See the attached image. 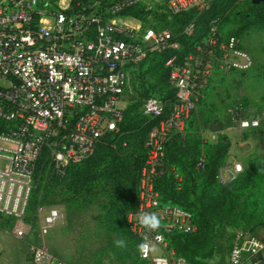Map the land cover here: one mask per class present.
<instances>
[{
	"label": "built area",
	"instance_id": "obj_1",
	"mask_svg": "<svg viewBox=\"0 0 264 264\" xmlns=\"http://www.w3.org/2000/svg\"><path fill=\"white\" fill-rule=\"evenodd\" d=\"M213 0H168L163 12L172 16L202 13ZM142 0H116L109 20L86 10L77 12L74 0H0V215L14 218L19 239L35 234L44 239L66 222L62 205L40 207L34 228L26 221L34 189V174L43 154L56 173L92 156L108 134L120 133L126 99L130 93V69L152 56L179 50L168 29H143L140 24L115 19ZM128 21L129 17H124ZM137 21V20H136ZM219 23L196 53L181 64L176 58L169 82L176 90L171 110L158 96L144 100L142 113L154 120L145 143L147 158L137 186L138 208L127 215L131 232L156 251L140 258L148 264H192L169 246L167 236L194 233L193 214L161 202L155 181L166 171V145L175 133L185 135L199 93L214 71L247 72L255 66L251 52L236 36L222 37ZM195 23L184 28L192 35ZM239 130L258 129L264 114L243 104L234 111ZM216 139V136L212 137ZM203 164V160L199 166ZM244 171L238 161H226L216 180L222 186L235 182ZM181 183V175L173 171ZM156 213L157 230L138 222L140 213ZM31 264H71L44 243H33ZM264 250L254 233L236 230L228 264H250Z\"/></svg>",
	"mask_w": 264,
	"mask_h": 264
},
{
	"label": "trees",
	"instance_id": "obj_2",
	"mask_svg": "<svg viewBox=\"0 0 264 264\" xmlns=\"http://www.w3.org/2000/svg\"><path fill=\"white\" fill-rule=\"evenodd\" d=\"M234 1L236 2V0ZM233 2L232 5L234 4ZM73 4L77 12L82 11L79 10L78 0H74ZM232 5L229 4V0H213L209 9L202 13L187 12L172 16L163 12L165 6L163 5L161 13L169 19L170 25L160 30H170L180 44L179 50H170L151 57L157 56L160 59L154 70L155 74L160 77V82L165 85L168 91L158 97L166 103L168 111L174 106L176 90L171 87L169 82L172 67H168L166 65L167 62L175 57V65L181 64L186 57L196 53L197 46L201 45L209 37L215 21L219 23L220 34L225 37L222 34L221 24L227 10ZM133 9L134 6L126 8L121 14L127 17L129 14H134ZM96 14L106 20L114 18L109 10L106 16L101 13ZM252 16L251 21L254 25L264 21V3L252 7ZM180 22H184L185 25L182 36L177 37L176 34L178 32L176 33L174 30ZM191 22L195 23V29L193 34L189 36L184 33V28ZM230 36L238 37L237 35ZM243 105L247 106L244 103ZM135 112L134 107H129L124 112V119L120 124V133L116 136L108 134L92 156L80 164L72 165L64 176L54 171L47 154L42 155L34 174V184L39 177L42 178L39 187L33 189L31 193L26 221L36 228L38 224L37 213L40 207L62 205L68 218V227H73L75 222L82 220L85 212L98 208L100 214L95 218L97 228L93 230V233L88 238L93 236V238L97 239L98 236L102 237V240L105 238L109 239L107 243L109 248L100 250L99 263L109 255L110 249L113 250L116 247L115 244L111 247L113 244L110 239L111 235H108V232H110L126 242L125 254L128 262L131 264H148L140 258L138 245L141 244V240L131 232L127 222V215L138 208V178L147 158L145 143L155 121L143 114L147 118V122L143 123L142 120L139 121L134 117ZM182 136L184 135L175 133L167 143L166 171L156 179L155 188L159 192L163 204L176 205L192 213L197 228L194 233H174L167 236L169 246L178 256L186 258L192 264H210L207 262L215 257L213 240L216 237V233L221 231L227 222L228 210L226 205L229 194L232 191H228L229 193L225 194L224 201H207L204 195L202 201H200L199 208H194V203L190 202V193L201 186L204 192L214 187L228 190L240 180L243 173L240 174L235 182L229 185L222 186L218 184L216 177L220 167L226 162L225 159L228 156L230 145H217L209 147L205 152H202L200 148L198 149L195 146L196 143L194 141L183 143ZM124 140L127 146L123 149L122 142ZM192 142L195 144H191ZM118 153H121V155ZM187 157L191 158V164L185 163V158ZM202 160L203 164L199 166ZM172 165L178 167V170H173ZM173 171L178 172L180 175L184 174L185 178L184 180L182 178L181 183H178L175 179ZM46 176H48V179ZM61 177H66L64 185L62 184L63 180L59 181ZM197 179L201 180V184L197 183ZM248 190L253 193L262 191L263 197L258 201L254 193V197L247 201L245 215L250 222L247 227L236 230L241 229L254 233L261 224L264 215V174L260 178L253 176V180L247 185L246 192ZM240 194L242 195V193ZM2 218V215H0V221ZM14 223V218L9 217L1 225L13 227ZM95 230H99V232L95 234ZM234 238L235 232L232 234L229 251L227 250L222 254L223 257H221L218 264H228V257L233 247ZM208 247H211V249L205 255L207 261H197L198 251ZM69 262L78 264L73 261Z\"/></svg>",
	"mask_w": 264,
	"mask_h": 264
},
{
	"label": "rangeland",
	"instance_id": "obj_3",
	"mask_svg": "<svg viewBox=\"0 0 264 264\" xmlns=\"http://www.w3.org/2000/svg\"><path fill=\"white\" fill-rule=\"evenodd\" d=\"M116 0H78L79 10L93 11L101 13L103 16L108 14V10L112 3ZM234 0H229L232 5ZM166 0H142L134 6L133 13L124 18V14L118 18L124 22H134L140 24L143 29L153 28L162 29L170 25L169 19L161 13ZM234 4L227 10L223 17L221 28L225 37L237 35L242 44L248 49L255 59V66L247 72H231L222 74L214 71L206 81L199 93L197 106L192 113L187 128L186 135L182 136L183 143L186 141H194L191 144L205 152L209 147L229 144L231 147L237 143L242 144L243 149L248 144H252V154L250 156L232 157L230 150L225 161H241L244 165V172L240 180L228 190L220 187L209 188L205 192L203 187H198L194 192L190 193V202L194 203V208L200 207V201L203 196L207 201H224L225 194L229 193L227 210L228 217L224 228L216 233L213 240L215 257L207 263H215L221 260L222 254L230 248V241L233 232L236 229L247 227L250 222L245 215L246 203L254 197L261 200L262 191L259 193L246 192L247 185L253 176L258 178L264 174V119L262 125L257 130L241 131L236 122L233 120L235 108L240 104H246L253 111L264 114V21L256 25L251 21L252 7L259 6L264 0H236ZM126 17V16H125ZM123 18V19H122ZM137 20V21H136ZM140 22V23H139ZM185 23L177 24V37L182 36ZM159 57L146 59L139 65L130 69V93L126 99V110L134 107L136 112L134 117L143 123L147 122V118L142 113L144 100L150 96H162L167 93L168 89L160 82V77L155 74V68L159 63ZM216 136V139L212 137ZM185 139V141H184ZM123 149L127 146L126 141L122 142ZM248 147V146H247ZM242 149V151H243ZM123 151V150H121ZM117 151V152H121ZM121 155V153H118ZM47 161V160H46ZM191 158H185L186 164H191ZM173 170L178 167L172 165ZM48 165V169H49ZM182 175V174H181ZM184 175V174H183ZM182 178L184 180V176ZM64 176V175H63ZM67 177V176H66ZM61 177L59 181L64 185V179ZM39 177L34 184V189L39 187L41 182ZM48 179V176H46ZM53 182V177L51 178ZM197 183L201 184V180L197 179ZM198 185V184H197ZM199 186V185H198ZM252 187V186H251ZM242 193V195L240 194ZM236 209V210H234ZM98 208L84 213L82 220L75 222L73 227H68V218L64 225L58 226L59 233L54 238L53 245L47 247L51 252L56 253L59 257L66 261H73L78 264H131L126 260L124 248L115 247L109 250V255L100 260V250L109 248L107 244L109 239L102 237L88 238L96 227L95 218L99 215ZM99 230H95V234ZM112 241L119 237L108 232ZM211 247L200 250L197 253V261H207L205 255ZM229 251V250H228Z\"/></svg>",
	"mask_w": 264,
	"mask_h": 264
},
{
	"label": "crops",
	"instance_id": "obj_4",
	"mask_svg": "<svg viewBox=\"0 0 264 264\" xmlns=\"http://www.w3.org/2000/svg\"><path fill=\"white\" fill-rule=\"evenodd\" d=\"M115 20L118 22L121 19ZM243 146L244 145L242 144H234L231 147L230 155L234 158L250 156L253 153L252 144H248V147L246 146L245 149H243ZM2 217L3 218L0 221V264H31V245L33 243H44L46 246L53 245L54 238L59 233V227H55L42 240L37 238L35 234L28 235L26 239L22 240L15 235L12 226L1 225L2 222L9 218L6 216ZM254 235L264 242V215L262 217L261 224L258 228H256ZM250 264H264V250L256 255Z\"/></svg>",
	"mask_w": 264,
	"mask_h": 264
},
{
	"label": "clouds",
	"instance_id": "obj_5",
	"mask_svg": "<svg viewBox=\"0 0 264 264\" xmlns=\"http://www.w3.org/2000/svg\"><path fill=\"white\" fill-rule=\"evenodd\" d=\"M138 222L141 226L148 230H157L161 226V220L156 213L144 212L138 215ZM114 244L119 248L126 247V242L123 239H117ZM138 251L147 256L149 252H155L156 249L148 242H144L138 245Z\"/></svg>",
	"mask_w": 264,
	"mask_h": 264
}]
</instances>
